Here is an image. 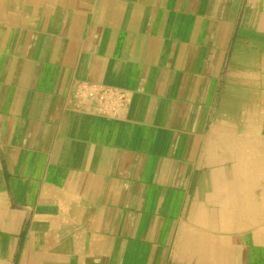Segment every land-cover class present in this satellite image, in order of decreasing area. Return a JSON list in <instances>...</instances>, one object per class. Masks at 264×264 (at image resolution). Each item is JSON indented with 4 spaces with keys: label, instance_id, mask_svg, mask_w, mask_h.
<instances>
[{
    "label": "crops",
    "instance_id": "1",
    "mask_svg": "<svg viewBox=\"0 0 264 264\" xmlns=\"http://www.w3.org/2000/svg\"><path fill=\"white\" fill-rule=\"evenodd\" d=\"M255 99L264 0H0V264H264Z\"/></svg>",
    "mask_w": 264,
    "mask_h": 264
},
{
    "label": "rangeland",
    "instance_id": "2",
    "mask_svg": "<svg viewBox=\"0 0 264 264\" xmlns=\"http://www.w3.org/2000/svg\"><path fill=\"white\" fill-rule=\"evenodd\" d=\"M260 102L258 100H254L255 108L253 109V120H236V123H233L229 128L231 130V134H233L234 138L238 139V141L231 142L227 145V148L236 147L238 148V156L236 158L237 164H242L246 160L245 155H240L245 153L246 150L248 152L252 151V156H248L249 166H253L254 171V180L255 187L253 189L254 196V219L255 222L259 220L261 223L264 219V137L261 135V132L264 130V115L262 114L261 108H256V105H259ZM241 118L244 119V110H238ZM218 140V138L216 139ZM219 142V141H218ZM213 148L211 143L210 149ZM226 147L224 146L223 149ZM209 149V151H210ZM222 149V150H223Z\"/></svg>",
    "mask_w": 264,
    "mask_h": 264
},
{
    "label": "built area",
    "instance_id": "3",
    "mask_svg": "<svg viewBox=\"0 0 264 264\" xmlns=\"http://www.w3.org/2000/svg\"><path fill=\"white\" fill-rule=\"evenodd\" d=\"M79 87H85L83 84H79ZM86 96L91 99V100H97L98 102H100L102 105H103V108H102V113L103 114H106L108 116H117V111L116 110H108L107 109V106L113 104V102H117V103H120L122 104L123 108L125 107V103H126V100L122 97V96H119V95H111V94H108L106 92H102L100 90H97V89H92L88 92H86Z\"/></svg>",
    "mask_w": 264,
    "mask_h": 264
}]
</instances>
